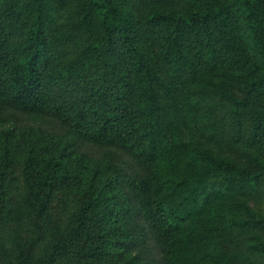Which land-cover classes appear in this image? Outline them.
Here are the masks:
<instances>
[{"label": "trees", "instance_id": "16d2710c", "mask_svg": "<svg viewBox=\"0 0 264 264\" xmlns=\"http://www.w3.org/2000/svg\"><path fill=\"white\" fill-rule=\"evenodd\" d=\"M0 264H264V0H0Z\"/></svg>", "mask_w": 264, "mask_h": 264}]
</instances>
